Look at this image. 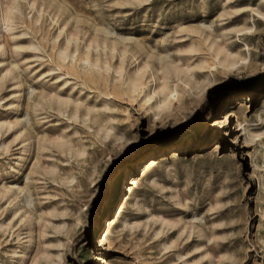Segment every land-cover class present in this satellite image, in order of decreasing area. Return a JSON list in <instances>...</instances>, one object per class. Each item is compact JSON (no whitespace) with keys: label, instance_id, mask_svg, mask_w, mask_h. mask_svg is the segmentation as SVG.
<instances>
[{"label":"rangeland","instance_id":"obj_1","mask_svg":"<svg viewBox=\"0 0 264 264\" xmlns=\"http://www.w3.org/2000/svg\"><path fill=\"white\" fill-rule=\"evenodd\" d=\"M0 264H264V0H0Z\"/></svg>","mask_w":264,"mask_h":264},{"label":"bare ground","instance_id":"obj_2","mask_svg":"<svg viewBox=\"0 0 264 264\" xmlns=\"http://www.w3.org/2000/svg\"><path fill=\"white\" fill-rule=\"evenodd\" d=\"M153 79H154V78H153ZM171 92H172V94H173V92H174L173 97H175V95L177 94V93H176V89L172 90ZM169 94L172 95L171 93H169ZM154 95H155V94H154ZM169 97H170V96H169ZM159 101H160V100H159ZM162 103H163V102H162ZM158 105H159V104H158ZM156 106H157V105H156ZM224 114H225V117L227 118V117H228V113L226 112V113H224ZM151 162H152V161H151ZM151 162H150V163H151ZM151 165H152V164H151ZM113 217H114V216H113Z\"/></svg>","mask_w":264,"mask_h":264}]
</instances>
